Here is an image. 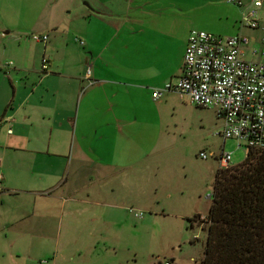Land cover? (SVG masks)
Returning <instances> with one entry per match:
<instances>
[{
  "label": "crops",
  "instance_id": "crops-1",
  "mask_svg": "<svg viewBox=\"0 0 264 264\" xmlns=\"http://www.w3.org/2000/svg\"><path fill=\"white\" fill-rule=\"evenodd\" d=\"M210 4L0 0V79L11 67L14 87L11 100L0 98V264H77L74 255L121 229L130 204L158 203V187L148 185L182 153L183 134L165 119L178 93H153L182 76L190 15ZM52 229L64 244L51 257Z\"/></svg>",
  "mask_w": 264,
  "mask_h": 264
},
{
  "label": "rangeland",
  "instance_id": "rangeland-1",
  "mask_svg": "<svg viewBox=\"0 0 264 264\" xmlns=\"http://www.w3.org/2000/svg\"><path fill=\"white\" fill-rule=\"evenodd\" d=\"M227 1L210 0L208 10L196 9L190 15L194 22L189 29L205 30L222 37L243 31L252 39L251 50L261 48L264 7L259 12L261 27L251 29L242 26L241 11L228 5ZM24 28L32 31L35 27L26 24ZM38 33L30 32L28 35ZM10 59L11 51L8 50L2 61L9 63ZM10 72L11 67L7 66L4 71L6 82L0 79V98L5 100H11L14 94L13 83L8 76ZM172 98L173 105L166 112L165 119L174 133L183 134L177 144L178 151L182 153L177 152L168 159L159 176L148 185V192L152 187H158V203L152 207L150 203L141 207L130 204L129 211L125 213L128 217H125L121 229L114 226L109 242L99 245L97 250H87L82 256L74 255L77 264H165L167 261L172 264H202L207 241V231L202 226L207 227V223L200 215L195 218V223L198 224L193 227L187 218L201 213L203 216L208 215L212 203L210 195L213 193L223 149L233 152L234 164L244 162L247 151L233 140H228L225 144L219 135L222 121L215 109L185 101L179 94ZM202 151L214 152L216 157L203 159ZM62 235L58 230L52 229L49 241L51 257L56 248L63 246ZM58 256V259L60 256L66 258V262L72 257L69 253H58ZM73 263L75 262L71 264Z\"/></svg>",
  "mask_w": 264,
  "mask_h": 264
},
{
  "label": "built area",
  "instance_id": "built-area-1",
  "mask_svg": "<svg viewBox=\"0 0 264 264\" xmlns=\"http://www.w3.org/2000/svg\"><path fill=\"white\" fill-rule=\"evenodd\" d=\"M229 1L242 6L243 27H261L259 12L264 0H251L249 4L241 0ZM32 37L42 43L49 40L48 34H33ZM260 41L263 46L251 50L252 39L243 31L222 37L205 30H192L182 76L169 80L164 89L156 90L153 96L159 98L163 90L175 91L184 100L215 109L223 124L219 135L224 142H237L239 147L246 149L247 156L253 151L264 152V35ZM48 66V59L44 58L43 70ZM91 73L92 67L88 65L86 78L93 83ZM201 157L208 159L216 154L202 151ZM220 160L224 167L236 165L232 162L233 152L225 149Z\"/></svg>",
  "mask_w": 264,
  "mask_h": 264
},
{
  "label": "trees",
  "instance_id": "trees-1",
  "mask_svg": "<svg viewBox=\"0 0 264 264\" xmlns=\"http://www.w3.org/2000/svg\"><path fill=\"white\" fill-rule=\"evenodd\" d=\"M211 198L202 264H264V152L218 168Z\"/></svg>",
  "mask_w": 264,
  "mask_h": 264
}]
</instances>
